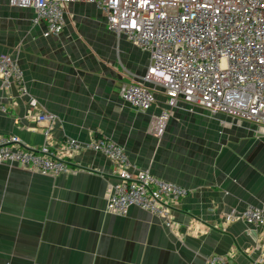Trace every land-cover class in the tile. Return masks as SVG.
I'll return each instance as SVG.
<instances>
[{
    "label": "crops",
    "instance_id": "obj_1",
    "mask_svg": "<svg viewBox=\"0 0 264 264\" xmlns=\"http://www.w3.org/2000/svg\"><path fill=\"white\" fill-rule=\"evenodd\" d=\"M45 28L32 8L0 0V54L15 59L26 88L0 77V105L9 109L0 108V135L49 145L84 170L42 174L0 163V264H207L213 254L264 264V226L240 216L249 206L264 213V124L179 101L157 137L153 118L169 107L165 89L143 81L147 52L81 0L66 6L59 36H44ZM140 82L156 98L147 111L119 95L122 85ZM40 112L56 117L49 137L48 123L35 121ZM95 136L121 145L133 166L189 190L173 205V227L134 205L126 214L108 209L113 163L63 143L72 138L84 147Z\"/></svg>",
    "mask_w": 264,
    "mask_h": 264
},
{
    "label": "built area",
    "instance_id": "obj_2",
    "mask_svg": "<svg viewBox=\"0 0 264 264\" xmlns=\"http://www.w3.org/2000/svg\"><path fill=\"white\" fill-rule=\"evenodd\" d=\"M8 1L15 6L33 8L35 22L46 23L44 36L48 37L62 33L66 6L76 0ZM81 1L95 4L106 14L111 32L149 54L151 62L143 81L160 84L169 107L153 118L155 136L164 134L169 112L179 101L202 107L212 115L227 114L264 124V0ZM8 61L9 57L0 55V77L21 84L20 89L25 93L23 71L8 66ZM130 85L120 88L123 100L141 111L150 110L156 101L154 92L142 82ZM30 103L36 106L35 99ZM0 108L7 112L6 107L0 105ZM55 119L51 113L36 116V123H48L44 129L46 137L51 135ZM77 145L82 146L71 138L64 142L68 149ZM83 148L101 152L114 163L117 182L108 203L111 212L126 214L134 205L167 217L169 206L164 203L165 198L176 202L188 195L187 189L152 175L150 180L146 171L134 170L123 148L113 142L94 139ZM0 163H16L42 174L77 170H71L63 156L57 155L49 145L24 148L21 139L12 134L0 135ZM135 181L141 188L128 190L127 184L132 186ZM156 206H162L165 211L154 210ZM240 216L248 224L264 226V213L259 208L249 206ZM234 217L235 213L229 216L232 220ZM207 264L236 263L216 255Z\"/></svg>",
    "mask_w": 264,
    "mask_h": 264
},
{
    "label": "rangeland",
    "instance_id": "obj_3",
    "mask_svg": "<svg viewBox=\"0 0 264 264\" xmlns=\"http://www.w3.org/2000/svg\"><path fill=\"white\" fill-rule=\"evenodd\" d=\"M93 4V3H92ZM95 5V4H94ZM34 10V9H33ZM35 11V10H34ZM35 14H36V12H35ZM106 15V14H105ZM107 18V17H106ZM35 19H36V17H35ZM125 86H131L130 84H124ZM123 86V85H122ZM130 89V87L128 88V90ZM121 93L122 92H119V95H120V97L123 99V97H122V95H121ZM123 96H124V94H123ZM132 107V106H131ZM132 108H134V109H136V110H139V111H141L140 109H137V108H135V107H132ZM162 112H164V110L163 111H161L159 114H161ZM45 112H40L39 114H44ZM158 114V115H159ZM168 115V114H167ZM171 116H172V110H170V112H169V120H170V118H171ZM168 120V121H169ZM246 121H249V120H246ZM252 122H254V121H252ZM254 123H256V122H254ZM256 124H262V123H256ZM45 125V124H44ZM46 126V125H45ZM72 139V138H71ZM77 141V140H76ZM79 142V141H78ZM80 143V142H79ZM115 144H116V146H118V147H122L121 145H119V144H117L116 142H115ZM123 148V147H122ZM66 149H68V148H66ZM71 153H76V152H81L82 150H84V148L82 147V146H80V145H77L76 147H72V148H69L68 149ZM124 150V149H123ZM97 152V151H96ZM101 153V152H100ZM103 154V153H102ZM105 155V154H104ZM127 155V154H126ZM106 156V155H105ZM107 157V156H106ZM108 158V157H107ZM110 161H111V159H110ZM127 161H128V158H127ZM112 162V161H111ZM113 163V162H112ZM113 165H114V163H113ZM115 167V166H114ZM80 168V170H84L83 169V167H79ZM144 171H146L147 173H148V175H149V177H150V180L151 179H153L150 175H152L154 178H156V179H159V180H162V179H160V178H158V177H155L149 170H147V169H144ZM123 173H125V172H123ZM131 171H130V169H129V171H128V175H129V179H131ZM125 175H126V173H125ZM139 178H140V180H142L143 181V179L139 176ZM162 181H165V180H162ZM167 182H170V181H167ZM135 184L134 185H132V186H129L128 184H127V189L128 190H130V191H135L136 189H137V187H139V188H141L140 186H136V185H138V183L135 181L134 182ZM170 184H172L173 186H175V187H180V188H182V189H184V190H186V188H184V187H181V186H179V185H177V184H175V183H173V182H171ZM153 191V190H152ZM183 191V190H182ZM188 191V193H189V190H187ZM157 193V192H156ZM155 193L153 192L152 193V195L154 196V197H157V195L155 196L154 195ZM139 202H141V203H143L144 201H142V200H139ZM178 202H180V200L179 201H176V202H173L171 199H169L168 197H166L165 198V200H164V203H166V204H168V206H169V214H168V216L167 217H162V218H164V220L166 221V223H167V226L168 227H173V222H172V218H171V216L170 215H172V211H173V205L174 204H177ZM157 208H159V209H161V210H163V211H165V209L162 207V206H156L155 208H154V210L155 209H157ZM142 209V208H141ZM142 210H145V211H147V212H149V213H152L153 214V212L151 211V210H149V209H142ZM166 214V213H165ZM165 214H163V215H165ZM153 215H155V214H153ZM157 215V214H156ZM216 255H218V254H213V255H211L210 257H212V256H216ZM209 257V258H210ZM208 258V259H209Z\"/></svg>",
    "mask_w": 264,
    "mask_h": 264
},
{
    "label": "trees",
    "instance_id": "obj_4",
    "mask_svg": "<svg viewBox=\"0 0 264 264\" xmlns=\"http://www.w3.org/2000/svg\"><path fill=\"white\" fill-rule=\"evenodd\" d=\"M8 111H9V109H7V113H8ZM95 140H103V141H105V142H113V143H115L113 140H111V139H109V138H107V137H104V136H95ZM65 141H66V139H64L63 143H64ZM23 147H24V148L31 149V147H29V146H27V145H24V144H23ZM41 147H42V146H40V147H33V149H34V148H36V149H40ZM50 148H51V150H53L55 153H57V155H61L60 153H58V151H57L56 149L52 148L51 146H50ZM125 153H126V152H125ZM61 156H63V155H61ZM63 160L67 163L68 167H71V170H72V169H73V170H76V169H77V167L73 165L72 158H70V157H68V156H63ZM129 162H130V161H129ZM130 164H131L132 168H133L134 170H136V171L143 170V169H140V168H137V167L133 166L131 162H130ZM188 195H189V193H188ZM188 195H187V196H188ZM187 196H185V197H183V198H186ZM183 198H181L180 201H181ZM256 208H257V207H256ZM260 210H261V209H260Z\"/></svg>",
    "mask_w": 264,
    "mask_h": 264
},
{
    "label": "bare ground",
    "instance_id": "obj_5",
    "mask_svg": "<svg viewBox=\"0 0 264 264\" xmlns=\"http://www.w3.org/2000/svg\"><path fill=\"white\" fill-rule=\"evenodd\" d=\"M2 55H5V56H7V57H9V61H8V66H10V65H13L17 70H19V71H23L19 66H18V64H17V62L15 61V59L14 58H12L9 54H2ZM24 73V72H23ZM10 81H14V80H10ZM8 82V81H7ZM15 82V81H14ZM17 85H19V87H22L21 86V84H19V83H17V82H15ZM27 93H28V91H27ZM182 102H184V101H182ZM35 103H36V106H37V101L35 100ZM179 103V102H178ZM184 103H186V102H184ZM188 104V103H187ZM178 106V105H177ZM219 255V254H218ZM220 256H222V257H225V258H228V259H230V260H232L233 262H235L236 263V261H235V259L233 258V257H231V256H228V255H220ZM237 264V263H236Z\"/></svg>",
    "mask_w": 264,
    "mask_h": 264
},
{
    "label": "clouds",
    "instance_id": "obj_6",
    "mask_svg": "<svg viewBox=\"0 0 264 264\" xmlns=\"http://www.w3.org/2000/svg\"><path fill=\"white\" fill-rule=\"evenodd\" d=\"M13 5V4H12ZM33 9V8H32ZM35 17H36V15H35ZM1 55V54H0ZM153 91V90H152ZM154 92V91H153ZM197 107H199V106H197ZM209 112V111H208ZM212 115V114H211ZM225 115H227V114H225ZM229 116V115H228ZM232 117V116H231ZM235 118H237V117H235ZM240 119H242V118H240ZM245 120V119H244ZM250 121V120H249ZM78 170H80V168L78 167L77 168V170L76 171H78Z\"/></svg>",
    "mask_w": 264,
    "mask_h": 264
}]
</instances>
